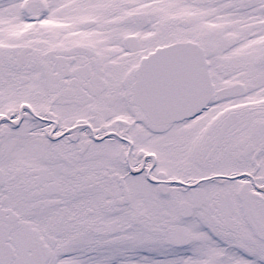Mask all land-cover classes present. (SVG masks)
<instances>
[{
	"label": "snow or ice",
	"instance_id": "obj_1",
	"mask_svg": "<svg viewBox=\"0 0 264 264\" xmlns=\"http://www.w3.org/2000/svg\"><path fill=\"white\" fill-rule=\"evenodd\" d=\"M0 264H264V0H0Z\"/></svg>",
	"mask_w": 264,
	"mask_h": 264
}]
</instances>
